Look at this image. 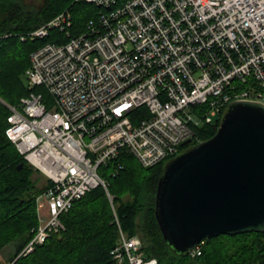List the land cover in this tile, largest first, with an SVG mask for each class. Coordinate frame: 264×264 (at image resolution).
Segmentation results:
<instances>
[{
	"label": "built area",
	"instance_id": "obj_1",
	"mask_svg": "<svg viewBox=\"0 0 264 264\" xmlns=\"http://www.w3.org/2000/svg\"><path fill=\"white\" fill-rule=\"evenodd\" d=\"M76 1L97 9L78 35L71 36L68 9L19 35L34 41L58 29L68 38L29 56L28 87L44 93L5 104L6 136L47 179L35 200L38 225L20 255L64 232L61 216L101 187L119 233L113 260L157 264L138 236L120 228L99 169L122 149L154 167L200 143L199 128L218 129L229 103L264 104V0ZM189 253L198 256L200 248Z\"/></svg>",
	"mask_w": 264,
	"mask_h": 264
},
{
	"label": "trees",
	"instance_id": "obj_2",
	"mask_svg": "<svg viewBox=\"0 0 264 264\" xmlns=\"http://www.w3.org/2000/svg\"><path fill=\"white\" fill-rule=\"evenodd\" d=\"M66 9L73 19L71 36L83 31L97 13L91 4L76 0H46L43 6L32 8L21 0H0V35H11L0 41V249L16 243L11 264H117L111 251L119 238L118 227L101 187L87 193L61 216L63 233L50 236L29 254L19 256L34 236L38 225L35 200L47 185L37 186L32 179L34 169L7 138L10 110L5 104L17 106L32 91L44 93L41 87H28L25 72L30 65L29 56L45 43L66 42L68 38L58 29L34 41L22 42L19 35L34 31ZM216 131L209 126L199 128L200 140L211 138ZM166 161L144 168L122 149L115 160L99 169L109 182L108 191L120 228L128 236L141 239L146 258L156 259L157 264H264V232L204 239L197 245L198 256L173 251L164 241L154 215L156 187ZM41 204L46 214L45 203Z\"/></svg>",
	"mask_w": 264,
	"mask_h": 264
},
{
	"label": "water",
	"instance_id": "obj_3",
	"mask_svg": "<svg viewBox=\"0 0 264 264\" xmlns=\"http://www.w3.org/2000/svg\"><path fill=\"white\" fill-rule=\"evenodd\" d=\"M154 215L183 255L204 239L264 232V104L229 103L211 138L165 162Z\"/></svg>",
	"mask_w": 264,
	"mask_h": 264
},
{
	"label": "rangeland",
	"instance_id": "obj_4",
	"mask_svg": "<svg viewBox=\"0 0 264 264\" xmlns=\"http://www.w3.org/2000/svg\"><path fill=\"white\" fill-rule=\"evenodd\" d=\"M45 1L46 0H21V2L28 8L41 7L45 4ZM32 179L36 181L38 187H41L47 183V179L45 178V176H43L40 172L37 171L33 173Z\"/></svg>",
	"mask_w": 264,
	"mask_h": 264
},
{
	"label": "crops",
	"instance_id": "obj_5",
	"mask_svg": "<svg viewBox=\"0 0 264 264\" xmlns=\"http://www.w3.org/2000/svg\"><path fill=\"white\" fill-rule=\"evenodd\" d=\"M16 243H10L0 249V264H11L16 256Z\"/></svg>",
	"mask_w": 264,
	"mask_h": 264
},
{
	"label": "bare ground",
	"instance_id": "obj_6",
	"mask_svg": "<svg viewBox=\"0 0 264 264\" xmlns=\"http://www.w3.org/2000/svg\"><path fill=\"white\" fill-rule=\"evenodd\" d=\"M5 134H6V131H5ZM8 138V137H7ZM62 221V220H61ZM63 223V222H62ZM64 225V224H63ZM65 227V226H64ZM65 231V230H64ZM63 233V232H62Z\"/></svg>",
	"mask_w": 264,
	"mask_h": 264
}]
</instances>
